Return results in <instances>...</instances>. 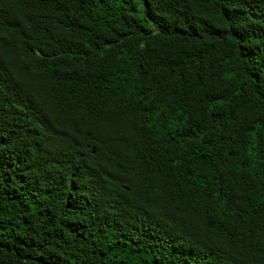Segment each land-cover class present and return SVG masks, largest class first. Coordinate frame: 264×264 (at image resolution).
<instances>
[{
	"label": "trees",
	"instance_id": "16d2710c",
	"mask_svg": "<svg viewBox=\"0 0 264 264\" xmlns=\"http://www.w3.org/2000/svg\"><path fill=\"white\" fill-rule=\"evenodd\" d=\"M0 264H264V0H0Z\"/></svg>",
	"mask_w": 264,
	"mask_h": 264
}]
</instances>
